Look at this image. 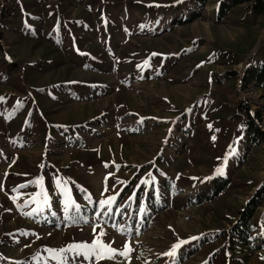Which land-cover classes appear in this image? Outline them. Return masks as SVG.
I'll return each instance as SVG.
<instances>
[{
	"label": "rangeland",
	"instance_id": "obj_1",
	"mask_svg": "<svg viewBox=\"0 0 264 264\" xmlns=\"http://www.w3.org/2000/svg\"><path fill=\"white\" fill-rule=\"evenodd\" d=\"M221 1L0 0V264H264V15Z\"/></svg>",
	"mask_w": 264,
	"mask_h": 264
},
{
	"label": "trees",
	"instance_id": "obj_2",
	"mask_svg": "<svg viewBox=\"0 0 264 264\" xmlns=\"http://www.w3.org/2000/svg\"><path fill=\"white\" fill-rule=\"evenodd\" d=\"M240 5H248V9L252 14L264 15V3L261 0H223L218 5L216 21L218 23L222 22L232 8ZM248 72V77H245L244 79L247 83L254 82L256 85H262L264 81V63H262L261 68H259L258 70H250ZM244 126V134L249 137V141L251 143H253L255 139L264 140V133L259 132L256 129L252 130L254 126L250 119H247V121L244 123ZM227 181L228 180H226L225 178L220 180H213L210 189L198 193V195L195 197V203H201L202 201H209L214 199L221 191L226 189V187L228 186ZM259 205H261V201L259 199H256V201H254L252 209ZM236 235L242 241H246L247 230L239 228V231H237Z\"/></svg>",
	"mask_w": 264,
	"mask_h": 264
}]
</instances>
